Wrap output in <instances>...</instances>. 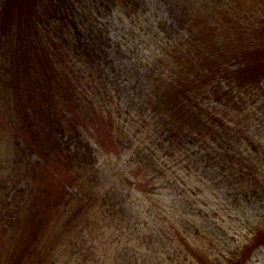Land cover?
Returning <instances> with one entry per match:
<instances>
[{
	"label": "trees",
	"instance_id": "obj_1",
	"mask_svg": "<svg viewBox=\"0 0 264 264\" xmlns=\"http://www.w3.org/2000/svg\"><path fill=\"white\" fill-rule=\"evenodd\" d=\"M140 1L169 12L175 44L165 49L159 43L149 58L150 44L139 49L127 41L128 61L122 63L120 44L112 45L107 32L97 34L104 24L96 17L87 22L84 14L94 9L106 17L117 8L127 11L128 4H137V14ZM135 53L140 57L133 63ZM0 84L9 95L7 105L0 99L7 125L0 134V176L6 172L4 186L8 178L26 180L0 218V263L55 264L63 257L96 191L117 185L103 166L102 134L124 149L129 110L144 104L168 159L184 154L187 167L198 162L214 180L229 172L235 181H227L225 190L237 186L264 196V0H0ZM146 89L153 96L147 103ZM33 152L38 156L30 161ZM50 164L67 178L53 173L47 180ZM138 168L139 190L163 194L155 192L159 187L145 188L149 180L165 178L163 168L152 159ZM117 196L101 201L110 216L128 215L139 231L133 206ZM177 196L172 202L182 203ZM260 245L264 235L258 233L251 247L222 264H245ZM125 248L115 251V262Z\"/></svg>",
	"mask_w": 264,
	"mask_h": 264
},
{
	"label": "rangeland",
	"instance_id": "obj_2",
	"mask_svg": "<svg viewBox=\"0 0 264 264\" xmlns=\"http://www.w3.org/2000/svg\"><path fill=\"white\" fill-rule=\"evenodd\" d=\"M186 4L187 2L182 3V5ZM136 7L137 4H128L127 11L117 8L106 17L98 15L94 9L93 13L84 14L89 19L87 22L93 21V18L96 17L98 23L104 24L97 34L104 35L107 32L110 41L114 42L112 45L120 44L122 53L118 58L122 60V63H126L125 60L128 61L129 52L123 51L127 47V41L140 45L139 49L150 44L148 53L146 52L150 58L155 57L153 53L158 49L159 43L165 49L172 48L177 37L173 36L170 25L172 20L164 7L147 3L142 6L140 1L137 11L139 16L133 14L136 13ZM145 7L147 12H143ZM178 8V11H181V7ZM157 21H160L161 24L157 25ZM139 57L140 55L135 53L130 60L134 63ZM165 62L167 60L162 63ZM162 63L160 62L161 70ZM129 66L132 67V65ZM160 69L157 65L156 70L160 71ZM143 78L142 74L141 79L143 80ZM150 91V89L144 91L142 100L146 103L149 97L153 98ZM1 98L3 105H7L6 99L9 98V95L5 96L0 90ZM144 107L145 104L142 109L141 106H137L129 110V124H126L122 131L125 134L124 140H121L124 149L119 150L113 146L114 143L111 139L113 136L109 138L105 133L102 134V141L107 145L101 151L103 152V166L106 170L108 169L107 178L113 180L117 185L107 183L99 188V192L96 191L94 198L90 201L91 205L89 203V208L86 211L85 216L87 217L84 218V222L79 225V228L74 230L71 238L67 239L71 242L65 244L67 247L63 257L59 258L55 264H206L202 260L203 258L214 264H222L230 256L239 254L244 247H251L256 234L264 235L263 194H256L237 186L232 187L233 191L225 190L223 185L235 181L228 171L214 180V175L204 171L202 166H198V162L195 165L197 168L191 164V168L187 167L184 154L176 153L173 158L168 159L164 155L166 152L157 147L160 140L158 128L154 125L155 120L148 118L151 115L149 110H145ZM5 113H7L6 109ZM0 115V134H4L7 127L2 123L6 122L5 115ZM255 119L258 120L257 117ZM116 138L117 136L114 140ZM75 145L77 144L71 142L72 149ZM2 146L3 144H0V147ZM197 154L199 156L197 155L196 158L201 157L200 152ZM37 156V153L33 152L29 160H34ZM150 159L163 168L165 178L154 179V182L149 180L145 188L149 190L159 187L154 189L155 192L162 191L163 194L153 195L150 192L145 194L134 183L142 179L140 178L142 171L139 170L138 163H146V160L150 161ZM214 159H210L209 164H213ZM201 162L204 164L203 161ZM47 167H49L50 174H48L47 180H54L51 179L53 173L56 178H60L62 181L67 178V176L61 175L56 164H50ZM4 175L6 172L0 176V218L8 213L6 207L10 203V198H13L18 189L23 190L26 183L22 177L13 181L7 176L10 181L7 180L6 186H4L2 183ZM65 183H68L67 180ZM113 190L117 191L111 193ZM114 194H118L117 199L125 198L124 205L131 204L133 206V211L140 219L139 231L131 228V219H128V215L123 220L121 216H110L107 203H103L101 197L107 195L111 197ZM235 194H237L236 197ZM175 195L183 198L182 203L172 202ZM3 219H8V217ZM151 223L154 225H150ZM176 228L182 233L184 231L183 235H178ZM81 229L83 233L80 232L77 235V230ZM189 247L194 249L202 259L199 256H197L198 259L195 258ZM124 248L126 254H122L124 257L120 255L115 262V254ZM237 259L239 258L237 257ZM245 264H264V245L255 248Z\"/></svg>",
	"mask_w": 264,
	"mask_h": 264
}]
</instances>
